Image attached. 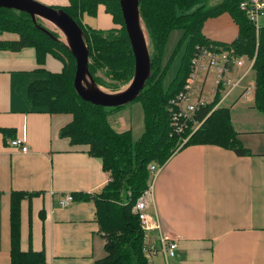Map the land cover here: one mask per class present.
Wrapping results in <instances>:
<instances>
[{
	"label": "crops",
	"instance_id": "obj_1",
	"mask_svg": "<svg viewBox=\"0 0 264 264\" xmlns=\"http://www.w3.org/2000/svg\"><path fill=\"white\" fill-rule=\"evenodd\" d=\"M34 1L50 7L68 4ZM258 21L264 27V14ZM80 22L95 30L119 28L102 5L94 15L83 13ZM238 32L226 12L207 18L201 28L203 37L219 46L230 45ZM39 68L59 72L62 65L47 56L39 67L31 47L0 50V128L12 131L0 133V264H10L9 207L15 191L25 193L20 202L22 251L42 252L45 264H93L105 255L95 203L74 199L61 208L58 201L67 193L96 196L110 176L86 146H73L59 135L68 115L35 111L27 101L28 83L46 74ZM240 94L226 108L249 155L195 144L159 166L147 209L159 229L149 234L152 243L162 236L176 244L168 264H264V118L253 96L244 100ZM13 139H21L27 151L12 146ZM151 259L164 264L160 254Z\"/></svg>",
	"mask_w": 264,
	"mask_h": 264
},
{
	"label": "trees",
	"instance_id": "obj_2",
	"mask_svg": "<svg viewBox=\"0 0 264 264\" xmlns=\"http://www.w3.org/2000/svg\"><path fill=\"white\" fill-rule=\"evenodd\" d=\"M240 1L219 0L215 5L207 6L204 0H139L140 16L152 53L151 75L134 100L140 103L143 112V131L135 141L130 130L116 131L107 120L109 111L121 107L104 108L78 97L73 88L75 61L61 41L36 29L28 14L0 8V36L14 35L13 38L0 39V50L16 52L31 47L39 67L44 65L47 56L62 65L59 72L38 69L46 74L28 83L27 101L35 111L68 115L70 121L60 128L59 135L69 139L73 146H86L90 155L101 159L103 170L110 176L100 194L74 195L76 200L95 203V220L104 240L105 255L93 264H148L142 251L144 232L138 217L132 213V206L147 188L149 165L162 166L176 152L177 137L169 135L166 105L183 86L194 47L219 46L209 42L201 33L207 18L226 12L237 24L238 36L230 45L239 56L248 59L254 56L253 104L264 118V27H260L256 37L253 24L239 8ZM99 5L104 6L119 28L95 30L82 25L80 16L83 13L94 15ZM51 7L62 9L83 30L89 48L88 68L98 85H107L96 74L101 69L113 81H128L132 77L134 58L118 0H68L65 6ZM174 29L183 31L187 45L176 76L163 88L161 55L167 37ZM209 109L211 106L198 113L197 120L202 124L179 149L211 144L232 150L238 156L249 155L250 151L240 142L231 124L229 109L219 107L208 114ZM10 132L11 129L0 128L4 135ZM24 197L23 191L10 195V264H45L42 252L20 249V202Z\"/></svg>",
	"mask_w": 264,
	"mask_h": 264
},
{
	"label": "built area",
	"instance_id": "obj_3",
	"mask_svg": "<svg viewBox=\"0 0 264 264\" xmlns=\"http://www.w3.org/2000/svg\"><path fill=\"white\" fill-rule=\"evenodd\" d=\"M239 8L251 21L257 35L260 29L258 19L264 14V2L262 0H241ZM253 62L254 57L247 60L244 56L237 55L231 45L225 47L196 45L183 86L169 99L167 104L169 135L178 138L190 137L202 124L197 120L198 113L211 106L208 110L210 114L238 88L242 89L241 96H252L255 88L254 81L248 82L244 87H241V83L248 77L253 68ZM10 143L22 152L27 151V145L21 139H13ZM158 169L159 166L155 164L149 165L150 178L147 188L132 206V213L138 217L140 227L144 232L142 251L148 264L153 263L151 258L157 254L161 255L164 264H168V260L176 256L174 242L162 236L159 237L157 243L150 241L149 232L159 229L158 222L147 211ZM73 201L74 196L67 193L60 197L58 206L65 208Z\"/></svg>",
	"mask_w": 264,
	"mask_h": 264
},
{
	"label": "water",
	"instance_id": "obj_4",
	"mask_svg": "<svg viewBox=\"0 0 264 264\" xmlns=\"http://www.w3.org/2000/svg\"><path fill=\"white\" fill-rule=\"evenodd\" d=\"M124 29L134 58L133 75L123 89L116 92L102 90L91 75L89 48L81 27L62 9H55L34 0H0V8L29 15L36 29L53 40L61 41L37 23V18L53 24L62 34L61 41L75 61L73 88L78 97L104 108H119L135 100L151 75V58L147 34L139 11V0H118Z\"/></svg>",
	"mask_w": 264,
	"mask_h": 264
},
{
	"label": "rangeland",
	"instance_id": "obj_5",
	"mask_svg": "<svg viewBox=\"0 0 264 264\" xmlns=\"http://www.w3.org/2000/svg\"><path fill=\"white\" fill-rule=\"evenodd\" d=\"M219 0H204V3L207 6H212L218 3ZM37 23L46 28L48 31L52 33L55 37L59 38L61 41H64V38L61 34V32L50 22L44 21V20H37ZM259 26H261V22L259 23ZM145 27V26H144ZM146 30V29H145ZM256 31V30H255ZM256 34V32H255ZM258 34V33H257ZM3 36V35H1ZM0 39H7V38H13L14 35H5V37H1ZM147 36V35H146ZM257 37V35H256ZM147 43H148V50L149 54L151 55L152 53V47L150 44V41L147 37ZM187 45V39L183 38V31L180 29H174L172 30L166 40L165 46L163 48V52L161 55V68L163 70V78H162V86L163 88H166L171 80L176 76L177 69L180 64V59L182 54L185 51ZM224 47L223 45H221ZM254 57V56H253ZM245 59H248L247 57L244 56ZM247 66V63H246ZM245 66V67H246ZM245 69V68H244ZM97 76H99L107 85H100V88L104 91L107 92H116L124 87L129 83L130 79L128 81H113L105 72L104 69L98 70L96 72ZM254 80V72L253 69L250 70L248 77L241 83V87H244L247 85L248 82H252ZM239 91H242L241 88L236 89L232 94L230 98H228L226 101L223 102L222 107H227L229 106L230 100L236 95V93ZM241 96V94H240ZM253 96V95H252ZM249 96H242L244 100H248ZM166 110H167V105H166ZM107 120L112 127L114 126V130L116 131H124L126 129H129L131 131L132 135V140L135 141L137 140L142 131H143V112L141 105L138 101H132L120 109L117 110H111L108 112L107 115ZM129 127V128H128ZM197 130V129H196ZM195 130V131H196ZM194 131V132H195ZM193 132V133H194ZM189 140V137L187 136L185 138H178L177 137V143H176V148L175 151L179 150L180 146L185 144ZM175 153V152H174ZM155 164V163H152ZM156 165V164H155ZM154 264H157V262H154Z\"/></svg>",
	"mask_w": 264,
	"mask_h": 264
}]
</instances>
